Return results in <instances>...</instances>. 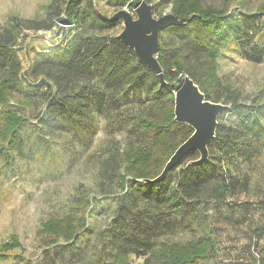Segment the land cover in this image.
Instances as JSON below:
<instances>
[{
  "label": "trees",
  "instance_id": "1",
  "mask_svg": "<svg viewBox=\"0 0 264 264\" xmlns=\"http://www.w3.org/2000/svg\"><path fill=\"white\" fill-rule=\"evenodd\" d=\"M58 2L51 1L42 20H29L23 26L49 30L63 16L78 29L56 51L36 55L30 73L39 79L40 91L30 85L23 87L20 61L11 49L16 36L8 29L0 32V106L13 91L26 97L35 92L36 99L39 95L45 103L42 112L34 114L37 130H65L68 126L85 130L84 121L90 123L94 116L103 118L107 128L119 129L133 119L124 147L111 141L100 155L97 194H114L116 205L109 225L100 233L96 259L87 264H131L132 256L142 259V264H200L216 255L213 224L222 220L224 211L228 213L223 221L246 211L230 199L248 193L250 179L240 173V167L250 164L264 147V103L255 99L245 103L221 82L217 60L221 49L233 42L246 60L259 63L264 59V31L259 34L264 27V4L259 20L236 10L226 14L200 0H173V15L190 20L159 34L156 58L167 85L162 86L115 36L82 34L83 29L102 32L114 24L93 12L90 2L86 7L80 6L81 0ZM182 75L192 80L206 101L230 104L234 119L219 115L204 162L191 163L199 158L192 151L163 180L145 182L160 175L174 151L193 133L190 126L174 120L173 92ZM125 108L131 115H123ZM0 116V138L10 149L19 150L25 117L16 107ZM73 202L78 216L68 214L41 227L52 237L51 242H55L54 236L66 241L63 246H46V264H71L74 251L68 243L78 233H90L83 217L90 206L89 196L79 195ZM98 202L93 196L92 205ZM178 231L200 233L182 244L159 240Z\"/></svg>",
  "mask_w": 264,
  "mask_h": 264
},
{
  "label": "rangeland",
  "instance_id": "2",
  "mask_svg": "<svg viewBox=\"0 0 264 264\" xmlns=\"http://www.w3.org/2000/svg\"><path fill=\"white\" fill-rule=\"evenodd\" d=\"M51 1L0 0V32L8 29L13 38L16 36L11 49L20 61L23 87L30 85L38 89L40 86L39 79L30 73L36 55L56 51L63 46L65 39L78 30L71 27L63 16L55 19L49 30L23 27L29 20H42ZM58 1L63 4V0ZM140 1L151 6L155 18L173 14V0H126L125 4L123 0H81L80 6L86 7L90 2L93 12L109 18L122 9L134 15V6ZM200 1L205 6L224 10L226 14L236 10L255 15L259 20L263 18L258 13L264 0ZM113 22L102 32L91 33L87 29L81 32L84 35L116 37L123 25L120 19ZM261 25L264 26L263 23ZM259 30L260 34L264 27ZM220 52L216 74L221 82L235 90L245 103L252 99L264 103V59L259 63L246 60L234 42ZM34 94L33 97H26L17 90L13 91L6 95L7 103L0 106V114L9 107H16L25 117L20 129L22 146L19 150L10 149L6 141L0 138V264H46V246H63L66 241L54 236L55 242H51L49 239L52 237H47L41 227L50 220L68 214L78 216L79 211L75 209L73 201L79 195L89 196L90 206L83 217L90 233H78L75 240L68 243L74 251L70 263L87 264L96 259L101 245L100 233L109 225L116 205L114 194L109 192L110 195L104 197L97 194L100 155L104 146L111 141L124 147L133 119L119 129L115 126L107 128L103 118L94 116L90 123L84 121L85 130H74L70 126L65 130H37L34 124L38 120L34 119V114L42 112L45 103L39 95L36 99ZM222 105L226 107L221 112L223 119L233 121L230 104ZM131 113L129 109H123L124 116ZM240 168V173L249 176V191L230 201L246 211L235 212L231 221H223V216L228 213L224 211L222 220L212 223L217 232L218 251L200 264H264V147L258 157ZM93 196L99 200L95 205L91 203ZM199 233L178 231L159 240L182 244L195 240ZM130 262L142 264V259L132 256Z\"/></svg>",
  "mask_w": 264,
  "mask_h": 264
},
{
  "label": "water",
  "instance_id": "3",
  "mask_svg": "<svg viewBox=\"0 0 264 264\" xmlns=\"http://www.w3.org/2000/svg\"><path fill=\"white\" fill-rule=\"evenodd\" d=\"M134 15L122 9L107 18L99 14L106 22L120 19L123 29L116 38L132 49L137 59L150 69L162 86H167L156 54L159 47V34L162 30L174 26L181 27L190 19H179L169 13L155 18L151 6L145 1L138 2L133 9ZM174 120L193 129V133L174 151L162 172L154 180H163L167 173L178 166L181 160L192 151H197L199 158L191 163L200 164L208 157L207 146L214 138L217 118L226 108L222 104L204 99L203 94L187 75H182L180 83L173 92Z\"/></svg>",
  "mask_w": 264,
  "mask_h": 264
}]
</instances>
